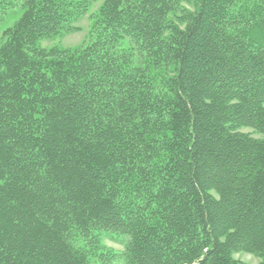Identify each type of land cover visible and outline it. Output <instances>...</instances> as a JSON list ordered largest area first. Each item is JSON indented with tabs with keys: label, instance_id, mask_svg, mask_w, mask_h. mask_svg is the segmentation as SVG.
Wrapping results in <instances>:
<instances>
[{
	"label": "trees",
	"instance_id": "16d2710c",
	"mask_svg": "<svg viewBox=\"0 0 264 264\" xmlns=\"http://www.w3.org/2000/svg\"><path fill=\"white\" fill-rule=\"evenodd\" d=\"M236 255L264 264V0H0V264Z\"/></svg>",
	"mask_w": 264,
	"mask_h": 264
},
{
	"label": "rangeland",
	"instance_id": "374dc122",
	"mask_svg": "<svg viewBox=\"0 0 264 264\" xmlns=\"http://www.w3.org/2000/svg\"><path fill=\"white\" fill-rule=\"evenodd\" d=\"M79 26L81 27V30L75 34H72L70 36L65 37L64 39L56 42L59 43L60 45L64 46V47H75L77 45H80L84 42L87 41L88 39V32H89V26H90V22L88 18H85L84 20H82L79 23ZM54 43L49 42V43H45V46H51ZM246 133H252L249 130H246ZM256 137H259L257 135H255ZM107 246L115 253H122L123 252V246L119 245V244H115L112 242H107ZM235 258L238 261H241L243 263H247V264H258L259 260L251 255H236ZM113 264H125L123 261L121 260H116Z\"/></svg>",
	"mask_w": 264,
	"mask_h": 264
}]
</instances>
